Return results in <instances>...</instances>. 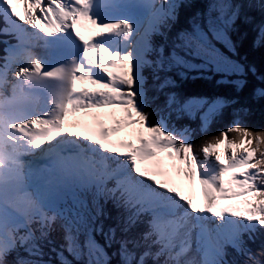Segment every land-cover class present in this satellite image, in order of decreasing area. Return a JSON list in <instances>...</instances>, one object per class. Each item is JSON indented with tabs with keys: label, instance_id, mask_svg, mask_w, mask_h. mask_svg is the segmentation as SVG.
<instances>
[{
	"label": "snow or ice",
	"instance_id": "obj_1",
	"mask_svg": "<svg viewBox=\"0 0 264 264\" xmlns=\"http://www.w3.org/2000/svg\"><path fill=\"white\" fill-rule=\"evenodd\" d=\"M18 2L0 0V35L18 40L5 48L0 64V264H72L65 252L77 260L86 255V264H159L161 256L167 257L164 264H241L236 258L241 256L243 264H264V130L242 126L237 118L203 145L201 156L187 129L174 131L163 116L152 119L144 75L145 67L153 69L156 80L159 72L174 67L212 66L238 76L254 72L212 42L235 54L228 33L240 20V6L224 0L211 4L207 13L193 17L191 31L177 34L166 53L165 45H153L151 35L166 20L177 19L178 2L165 0L142 33L138 22L126 18L105 22L93 11L94 0H23V14ZM82 20L93 26L91 37L81 31ZM29 29L45 46L67 47L76 37L81 54L48 66L23 46ZM259 32L264 39V25ZM106 36L118 38L122 47L111 46ZM172 83L166 77L158 89ZM232 83L242 90L246 81ZM253 95L264 98V88ZM178 103L175 93L168 94L169 108ZM237 103L193 98L178 111L194 117L207 106L201 116L206 128ZM246 111L236 109L237 117ZM26 155L32 159L25 160ZM197 180L202 203L183 185ZM68 191L70 206L64 199ZM102 200L127 212L123 233L140 223L146 230L119 239L116 228L105 233L102 224L96 225L104 215ZM58 222L64 233L59 247L51 238ZM95 233L105 236V246ZM258 239L254 252L249 243ZM113 244L118 247L109 254L106 248ZM228 249L236 254L232 259ZM193 250L200 259L185 260Z\"/></svg>",
	"mask_w": 264,
	"mask_h": 264
},
{
	"label": "trees",
	"instance_id": "obj_2",
	"mask_svg": "<svg viewBox=\"0 0 264 264\" xmlns=\"http://www.w3.org/2000/svg\"><path fill=\"white\" fill-rule=\"evenodd\" d=\"M246 30L248 31V36L239 47L240 53L238 58L234 59L245 65L246 69L254 68L258 70L259 74L264 76V42L257 47V36L256 33L252 31V27H249L248 29L243 26L240 34H245ZM245 75H236L234 77L236 80L244 79L247 81V84H245L242 90H238L235 84L218 85L213 81L210 82L208 80L195 81L191 85H185L186 87H183V89L187 92H202L212 96L218 95L229 100L237 99L239 103L233 104L235 109L232 110V115L237 117L236 109L243 106L247 109V111L238 114V118L241 117L239 120L242 126H247L254 131L264 130V98H257L253 95L257 89L256 84L258 83L264 87V81H258L256 76H254L251 71H247L246 78Z\"/></svg>",
	"mask_w": 264,
	"mask_h": 264
},
{
	"label": "bare ground",
	"instance_id": "obj_3",
	"mask_svg": "<svg viewBox=\"0 0 264 264\" xmlns=\"http://www.w3.org/2000/svg\"><path fill=\"white\" fill-rule=\"evenodd\" d=\"M118 19V18H110V20ZM35 50H38L37 48ZM72 56H76L75 52H66L63 55V62H66L67 60L71 59ZM212 226H214L212 224Z\"/></svg>",
	"mask_w": 264,
	"mask_h": 264
},
{
	"label": "rangeland",
	"instance_id": "obj_4",
	"mask_svg": "<svg viewBox=\"0 0 264 264\" xmlns=\"http://www.w3.org/2000/svg\"><path fill=\"white\" fill-rule=\"evenodd\" d=\"M17 6H18V10H19L21 8V2H20V0L18 2Z\"/></svg>",
	"mask_w": 264,
	"mask_h": 264
}]
</instances>
